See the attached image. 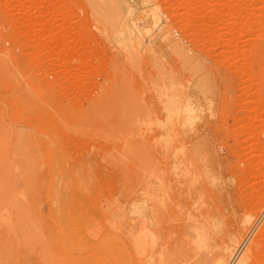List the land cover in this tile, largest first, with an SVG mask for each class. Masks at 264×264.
<instances>
[{
	"label": "rangeland",
	"instance_id": "1",
	"mask_svg": "<svg viewBox=\"0 0 264 264\" xmlns=\"http://www.w3.org/2000/svg\"><path fill=\"white\" fill-rule=\"evenodd\" d=\"M263 207L264 0H0V264H191L213 217L264 264Z\"/></svg>",
	"mask_w": 264,
	"mask_h": 264
},
{
	"label": "bare ground",
	"instance_id": "2",
	"mask_svg": "<svg viewBox=\"0 0 264 264\" xmlns=\"http://www.w3.org/2000/svg\"><path fill=\"white\" fill-rule=\"evenodd\" d=\"M124 7H125V13H126V15H127V17H129L130 15H131V13H132V11H131V9L130 8H128V7H130V6H127L126 4H124ZM129 23V22H128ZM130 23H131V21H130ZM119 26V25H118ZM132 28H131V24H130V27H127V29L126 30H122L121 31V37H122V40L123 41H125V40H127V38H129L133 33H132V30H131ZM119 31V30H118ZM175 102V101H174ZM188 110H190V109H188ZM187 110V111H188ZM186 111V110H185ZM185 111H183V112H185ZM186 111V112H187ZM187 113H192V110L190 111V112H187ZM186 113V114H187ZM186 114H184V115H186ZM181 115V114H180ZM191 115V114H190ZM188 118V117H187ZM191 118V117H190ZM146 185V184H145ZM141 187V186H140ZM157 190V189H156ZM161 191V190H160ZM149 194V193H148ZM137 198V197H136ZM158 198V197H157ZM155 199V198H154ZM158 202V201H157ZM147 203H148V201H147ZM152 203V202H151ZM157 204V203H156ZM168 204H169V202H168ZM236 204H238V203H236ZM147 205L146 204H143V202H141V203H139V201H138V203L134 206V213H135V215L136 216H138L139 215V220H137L138 222H136V223H133V226H134V224H136L135 226H134V228L133 229H135V230H137L138 232H143L144 230H146L147 229V227L149 226V221H150V216L148 215V211H147V207H146ZM159 206V205H158ZM236 206V205H235ZM171 207V206H170ZM236 207H238V208H242V207H240V205L239 206H236ZM154 208V207H153ZM264 208V207H263ZM171 209V208H170ZM149 210V209H148ZM229 210V209H228ZM232 210V209H231ZM235 210V209H234ZM240 209H238V211H239ZM250 210V209H249ZM260 210V209H259ZM150 211V210H149ZM161 211V210H160ZM159 211V212H160ZM236 211H237V209H236ZM247 211V210H246ZM245 211V212H246ZM253 211V210H252ZM258 211V210H257ZM257 211H255V212H257ZM153 212V211H152ZM151 212V213H152ZM170 212V211H169ZM241 212V211H240ZM133 213V214H134ZM155 213V212H154ZM154 213H152L153 214V216H154ZM158 213V212H157ZM171 213V212H170ZM233 213L234 212H232V215H233ZM253 213V212H252ZM251 213V214H252ZM159 214V213H158ZM166 214V213H165ZM169 214V213H168ZM213 214V213H212ZM231 214V213H230ZM251 214H247V215H245L244 217H243V219L241 220V228L242 229H245L246 228V226H248L251 222H252V219H253V214L251 215ZM171 215V214H170ZM169 215V216H170ZM202 215V214H201ZM204 215V214H203ZM226 215H227V213H226ZM153 216H152V218H153ZM156 216V215H155ZM229 216V215H228ZM159 217V216H158ZM158 217L155 219V220H157L158 219ZM163 217V216H162ZM159 218H161V217H159ZM222 218H224L223 216H222ZM226 218V217H225ZM167 220V219H166ZM218 220V219H217ZM134 221H136V220H134ZM168 221V220H167ZM210 221V219L208 220V222ZM219 221H221V220H219ZM133 222V221H132ZM131 222V223H132ZM205 222H207V220L205 221ZM207 222V223H208ZM151 223V222H150ZM155 224V223H154ZM222 230L219 232V234H217V235H215L214 236V238H213V240H212V242H211V245H210V247L207 249V250H205V251H198L197 249H195L194 248V255H196V257H195V260H194V263L190 260V262H192L193 264H225L224 263V256L226 255H228V254H231V252H233V250L235 251L234 252V254L233 255H235V254H237L238 252H239V247H240V245H238L237 244V240H239V239H237L235 236H237V235H235L234 236V234H233V232H231V230H233V226H234V222H231V220L230 221H227V222H225V221H222ZM137 226V227H136ZM157 226H155V228H156ZM250 227V226H249ZM132 228V227H131ZM154 228V227H153ZM241 228L240 229H238V230H241ZM252 228V227H251ZM133 229H132V231H133ZM175 229V228H174ZM133 231V232H136V231ZM159 230V229H158ZM167 230V229H166ZM237 230V231H238ZM252 230V229H251ZM262 230H264V229H262ZM163 231V230H162ZM161 231V232H162ZM171 231V230H170ZM242 231V230H241ZM174 232V231H173ZM258 232H260L259 234H258V237L259 238H262V239H264L263 237H264V231H262V233H261V231H258ZM137 233V232H136ZM153 233H154V231H153ZM190 233V232H189ZM133 235L135 234V233H132ZM156 234V233H155ZM248 234V233H247ZM136 235V234H135ZM167 235V234H166ZM171 235V234H170ZM129 236V235H128ZM256 236V235H255ZM261 236V237H260ZM123 237V236H122ZM135 239H136V237L135 236H133ZM169 237V236H168ZM257 237V236H256ZM257 237V238H258ZM126 238V237H125ZM173 238V237H172ZM186 238V237H185ZM251 237L250 236H248V237H246L245 239H244V242L242 243L244 246L246 245V243L248 242V241H250L251 239H250ZM127 239V238H126ZM129 239H131L130 237H129ZM164 239V238H163ZM174 239V238H173ZM261 239V240H262ZM142 240V239H141ZM166 240V239H165ZM117 241V240H116ZM133 241V240H132ZM131 241V242H132ZM254 241H256L255 243L253 242V244L254 245H256V244H258V243H260V242H258L259 240H254ZM130 242V243H131ZM135 242V241H134ZM242 242V241H241ZM251 242V241H250ZM112 244V243H111ZM119 244V243H118ZM222 244H225L224 246L222 245ZM249 244V243H248ZM113 245V244H112ZM119 245H121V248H119V252L117 251V248H116V254L114 255V258L115 259H118V260H114V261H112V260H110L109 258V261H111L109 264H121V263H119V262H121V261H119V258L121 257V256H123V251H124V247H125V243H120ZM130 245H132V244H130ZM188 245V244H187ZM252 246V245H251ZM264 246V245H263ZM262 246V247H263ZM253 247V246H252ZM251 247V248H252ZM126 248V247H125ZM133 248V247H132ZM135 248V247H134ZM247 248H249V247H247ZM250 248V249H251ZM140 249V248H139ZM256 249V248H255ZM257 249H258V247H257ZM260 249H262V248H260ZM110 250H112V249H110ZM134 250V249H133ZM166 250V249H165ZM176 250V249H175ZM178 250V249H177ZM115 251V250H114ZM113 251V252H114ZM247 251V250H246ZM252 251V250H251ZM262 251V250H261ZM125 252V251H124ZM148 252V251H147ZM162 252V251H161ZM191 252V253H192ZM244 252V251H243ZM254 252H256V251H254ZM253 252V256H255L254 253ZM257 252H259V250H257ZM105 253V252H104ZM112 253V252H111ZM127 253V252H126ZM159 253V252H158ZM158 253H157V255H158ZM163 253V252H162ZM247 253V252H246ZM166 254V253H165ZM173 254V253H172ZM189 254V253H188ZM249 254V253H248ZM252 254V253H251ZM159 255H160V253H159ZM182 255H184V254H182ZM244 255V254H243ZM142 256V255H141ZM163 256V255H162ZM171 256V255H170ZM240 255H238V257H239ZM251 256V255H250ZM104 257V256H103ZM108 257V256H107ZM139 257V256H138ZM153 257V256H152ZM165 257H166V255H165ZM172 257V256H171ZM178 257V256H177ZM183 257V256H182ZM233 257V256H232ZM242 257V256H241ZM105 258V257H104ZM122 258V257H121ZM136 258V257H135ZM162 258V257H161ZM236 258H237V256H236ZM255 258V257H254ZM124 259V258H123ZM149 259V258H148ZM157 259V258H156ZM183 259V258H182ZM192 259V258H191ZM121 260V259H120ZM166 260H168V258L166 259ZM179 260V259H178ZM188 260V259H187ZM170 261H171V258H170ZM185 261V260H184ZM235 261V260H234ZM241 261H243V260H241V259H239V262L241 263ZM107 262H108V260H107ZM107 262H105L106 264H108ZM135 262V261H134ZM144 262H145V260H144ZM176 262H178V261H176ZM238 261L237 262H235L236 264L237 263H239ZM244 262V261H243ZM256 262V261H255ZM148 263V262H147ZM151 263V262H150ZM156 263V262H155ZM160 263V262H159ZM168 263H169V261H168ZM191 263V264H192ZM234 263V262H233ZM140 264H142V263H140ZM180 264V263H179ZM251 264V263H250ZM256 264V263H255Z\"/></svg>",
	"mask_w": 264,
	"mask_h": 264
},
{
	"label": "clouds",
	"instance_id": "3",
	"mask_svg": "<svg viewBox=\"0 0 264 264\" xmlns=\"http://www.w3.org/2000/svg\"><path fill=\"white\" fill-rule=\"evenodd\" d=\"M214 119V117H210ZM202 121L199 124H201ZM198 125L195 127V130H192L190 128L188 129H183L187 130L189 135H195L198 131ZM175 139L176 137L173 138V144H175ZM223 146L219 145L216 147L215 152H223ZM175 153L177 155H183L185 153V148L183 146L176 147L175 148ZM205 162H201L202 167ZM207 173L205 176H198L194 181L193 185L196 186L198 185L202 179L207 178L209 187L213 188V190H218L221 186V183L223 181V177L219 175L212 167L211 165V154L208 155L207 157ZM210 173L211 175H207ZM193 209L197 207H207V204L204 200L203 196H199L196 201L192 205ZM222 221L217 220V218L213 217L210 219V221L206 224H199L198 221L193 220V228L191 229V236H190V243L192 247L197 249L198 251H205L207 250L211 242L214 238L215 235L219 234V232L222 230Z\"/></svg>",
	"mask_w": 264,
	"mask_h": 264
}]
</instances>
